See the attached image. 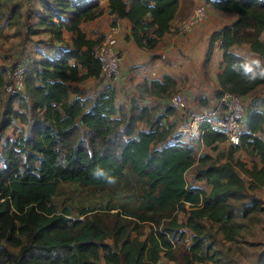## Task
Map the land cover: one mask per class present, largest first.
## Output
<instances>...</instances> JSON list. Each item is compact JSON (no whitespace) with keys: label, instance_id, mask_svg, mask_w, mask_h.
<instances>
[{"label":"trees","instance_id":"1","mask_svg":"<svg viewBox=\"0 0 264 264\" xmlns=\"http://www.w3.org/2000/svg\"><path fill=\"white\" fill-rule=\"evenodd\" d=\"M10 1L0 0V30L7 19L14 18L5 13ZM40 2L44 12L39 14L35 31H50L52 42L60 43L59 53L32 62L26 75L27 98L20 100L25 111L12 110L29 125V132L8 139L0 156V264H159L163 257L175 259V245L186 236V230L193 233L186 264H219L210 254V227L205 221L218 224L227 239L233 240L237 234L235 202L248 198L241 172L248 177L251 190L264 187V140L259 136L264 133V111H251L252 133L242 136L241 145L231 146L228 159L221 162L210 154L197 157L191 142H170L177 134L173 124H162L165 114L140 104L148 93L171 98L177 85L173 77L140 84L141 94L132 100L130 110L117 105L111 82L96 97L82 98V91L72 86L89 77L104 80L94 53L103 36L90 38L81 28L83 22L103 14V0ZM208 2L239 15L234 24L214 31L209 45L207 60L217 41L223 50L225 67L218 75L221 88L217 96L224 91L247 96L264 78L248 79L243 67L247 61L232 47L248 42L264 57L260 39L264 0ZM179 5L180 0H109L110 13L115 16L112 25L127 18L132 38L147 50L155 48L170 31ZM66 31L72 34L71 40L65 37ZM5 84L0 69V90ZM72 92L79 96L71 98ZM200 136L213 149L226 140L207 126ZM241 147L251 149L259 163L248 167L233 159ZM197 163L195 178L211 184L210 192L187 180V172ZM97 166L115 180L130 171L143 185L144 209L84 210L81 217H73L68 208L59 211L53 198L61 182L100 189L113 184L91 175ZM260 208L252 200L244 215Z\"/></svg>","mask_w":264,"mask_h":264},{"label":"crops","instance_id":"2","mask_svg":"<svg viewBox=\"0 0 264 264\" xmlns=\"http://www.w3.org/2000/svg\"><path fill=\"white\" fill-rule=\"evenodd\" d=\"M126 1L131 2V0ZM204 2L208 4L209 18L195 24L187 32H180L181 24L190 15L194 7ZM39 14L40 12H37L38 21ZM114 17L110 13L109 0H103V14L94 20L83 22L81 28L88 37L100 38L111 28ZM238 17L239 15L236 12L217 9L208 0H180L179 9L171 22L170 31L162 37L155 48L149 50L140 48L132 38L131 22L127 18L119 19L116 28L117 47L122 55L121 72L117 78L111 81L116 88L117 105L130 110L132 100L134 98L139 99L141 94L140 84L153 80L164 82L166 76L169 75L177 81L176 91L182 92L187 98V109L177 110L170 104V97L162 98L149 93L140 101V104L156 107L157 114H165L162 120L164 126L174 125L177 137L171 139V143L189 141L185 135L179 134L176 128L189 115L201 111L205 106L216 104L217 91L221 88L218 75L223 71L225 63L220 41L215 43L211 57L207 60L212 34L226 25L234 24ZM65 37L67 40H71L72 34L66 31ZM260 39L264 41V31ZM59 45L54 44L51 47L50 56L59 53ZM232 49L243 56L248 63L259 60L264 65V57L254 52L250 43H237L233 45ZM42 56L33 58L32 62L41 59ZM86 71V69H82L83 73ZM108 82L97 77H89L83 81L72 82V86L82 91V94H80L82 98L96 97ZM77 96H79L78 93H71V98ZM247 97L252 100L255 110L264 111V83L255 88ZM141 127H145V124L141 123ZM259 136L264 140V133H259ZM225 144L230 145L225 140L220 142L216 149H213L201 141L193 142L197 157L204 154L215 157L216 153L224 149L225 146L223 145ZM249 154H253L251 149L245 147H241L234 152L235 159L241 160L248 167H251L255 162L259 163V157L255 153L254 162ZM195 173L196 171L194 172L193 181L187 179L188 182L210 192L212 185L205 180H197ZM192 234L190 230H186V236L178 240L173 252L174 260L163 257L159 264H186V258L190 254Z\"/></svg>","mask_w":264,"mask_h":264},{"label":"rangeland","instance_id":"3","mask_svg":"<svg viewBox=\"0 0 264 264\" xmlns=\"http://www.w3.org/2000/svg\"><path fill=\"white\" fill-rule=\"evenodd\" d=\"M37 12H44L40 0H12L5 7L6 16L13 15L14 18L7 19L0 30V69L4 71L6 83L0 90V156L3 155L8 139H14L21 132H29V125L12 114L13 109H21L20 100L23 97L27 98V91L20 95H11L8 92L6 85L10 82V70L21 63L29 69L33 58L49 55L51 47L54 44L59 45L56 41L52 42L50 31L42 30L36 33L35 30L39 28ZM176 92L178 91L174 93ZM223 146L224 149L214 157L221 162L231 155L230 145ZM249 157L255 161L254 154H249ZM232 158L235 159L234 154ZM2 167L1 164L0 168ZM197 168L198 163L187 172L186 177L189 181H193ZM241 174L248 198L235 202L238 212L234 220L237 226L234 239H227L218 229V224L205 221L210 227L207 233L210 254L215 256L219 264H263L264 260V187L251 190L248 177L243 172ZM53 200L59 211L68 208L73 212V217H81L84 210L108 207L113 208L112 211L125 208L139 211L144 209L146 204L143 185L130 171L104 189L61 182ZM252 200L258 203L260 210L249 211L244 215L249 210ZM179 217L184 220V213L180 212ZM145 230L149 231L148 225Z\"/></svg>","mask_w":264,"mask_h":264},{"label":"built area","instance_id":"4","mask_svg":"<svg viewBox=\"0 0 264 264\" xmlns=\"http://www.w3.org/2000/svg\"><path fill=\"white\" fill-rule=\"evenodd\" d=\"M208 18L207 2L197 4L181 24L180 32H187L195 24ZM117 43V28L116 25H112L94 48L95 56L101 62L102 77L105 81H113L121 72L122 55ZM26 75L27 67L22 63L10 70V82L6 87L11 95L25 91ZM170 104L177 110H186L188 100L182 92H176L171 96ZM253 110L254 104L247 96L224 91L216 104L205 106L201 111L189 115L179 124L177 130L193 144L197 141L202 142L200 136L202 128L207 126L208 129L224 135L230 146L241 145L242 136L252 133L249 116Z\"/></svg>","mask_w":264,"mask_h":264},{"label":"clouds","instance_id":"5","mask_svg":"<svg viewBox=\"0 0 264 264\" xmlns=\"http://www.w3.org/2000/svg\"><path fill=\"white\" fill-rule=\"evenodd\" d=\"M251 65H255L253 68ZM261 62L259 60H254L251 63L245 62L243 63V67L247 69L246 77L248 79H256V78H264V67H261ZM91 175L96 178H105L109 184L115 183V177L109 175L104 168L95 167L91 170Z\"/></svg>","mask_w":264,"mask_h":264}]
</instances>
